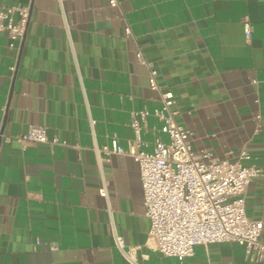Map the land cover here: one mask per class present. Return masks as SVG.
Here are the masks:
<instances>
[{
  "label": "crops",
  "instance_id": "0c3cea01",
  "mask_svg": "<svg viewBox=\"0 0 264 264\" xmlns=\"http://www.w3.org/2000/svg\"><path fill=\"white\" fill-rule=\"evenodd\" d=\"M3 5L30 10L13 46L0 31V135L39 125L50 143L0 140V264H264L248 260L238 243L197 245L183 261L148 247L138 165L102 151L113 138L127 148L132 114L161 107L141 51L160 89L173 92L172 108L195 152L225 158L247 149L245 164L262 169L245 207L264 222V0ZM12 17L17 22L18 12ZM161 125L147 119L150 152ZM113 231L133 248L134 263L115 246Z\"/></svg>",
  "mask_w": 264,
  "mask_h": 264
},
{
  "label": "built area",
  "instance_id": "2783aa9c",
  "mask_svg": "<svg viewBox=\"0 0 264 264\" xmlns=\"http://www.w3.org/2000/svg\"><path fill=\"white\" fill-rule=\"evenodd\" d=\"M110 3L115 7L118 0H110ZM29 10V6L21 5L0 8V31L7 32L13 41L11 46L23 38ZM14 12L19 14L17 22L12 17ZM126 32L133 36L130 27ZM245 34L247 38L251 35L248 23L245 24ZM138 60L149 68V85L160 93L161 107L132 114L130 127L134 138L128 141L127 148L113 138L111 146L103 147L102 151L107 155H129L138 165L145 215L150 221L148 247L183 261L194 254L197 245L238 243L245 247L248 260L263 261L261 235L264 222L249 217L245 207L247 188L255 177L262 175V169L245 164L250 159L247 149H242L236 157L225 158L208 151L195 152L191 132L177 121L178 112L172 108L175 103L173 92L160 89L157 71L141 51ZM14 69L11 67L12 71ZM150 116L162 123L155 132L151 152L145 149L148 143L143 140ZM91 123L95 124V121L91 120ZM2 138L5 142L50 143L46 128L39 125L31 126L22 135H0V140ZM100 193L106 195L103 188ZM113 236L115 246L134 263L131 258L133 248L128 247L116 231ZM51 248L56 250V243H52Z\"/></svg>",
  "mask_w": 264,
  "mask_h": 264
}]
</instances>
